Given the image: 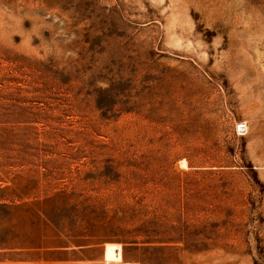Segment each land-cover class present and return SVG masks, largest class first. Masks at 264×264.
I'll use <instances>...</instances> for the list:
<instances>
[{
	"label": "rangeland",
	"instance_id": "rangeland-1",
	"mask_svg": "<svg viewBox=\"0 0 264 264\" xmlns=\"http://www.w3.org/2000/svg\"><path fill=\"white\" fill-rule=\"evenodd\" d=\"M0 264H264V0H0Z\"/></svg>",
	"mask_w": 264,
	"mask_h": 264
},
{
	"label": "bare ground",
	"instance_id": "bare-ground-1",
	"mask_svg": "<svg viewBox=\"0 0 264 264\" xmlns=\"http://www.w3.org/2000/svg\"><path fill=\"white\" fill-rule=\"evenodd\" d=\"M243 125H244V124H243ZM244 127H245V126H244ZM246 128H247V127H246ZM243 129H244V128H243ZM243 129H242V130H243ZM242 130H241V131H242ZM182 163H183V164H186V161L184 160Z\"/></svg>",
	"mask_w": 264,
	"mask_h": 264
},
{
	"label": "built area",
	"instance_id": "built-area-1",
	"mask_svg": "<svg viewBox=\"0 0 264 264\" xmlns=\"http://www.w3.org/2000/svg\"><path fill=\"white\" fill-rule=\"evenodd\" d=\"M241 126V125H240ZM243 126V128H244V125H242ZM243 128H240V130H242Z\"/></svg>",
	"mask_w": 264,
	"mask_h": 264
},
{
	"label": "water",
	"instance_id": "water-1",
	"mask_svg": "<svg viewBox=\"0 0 264 264\" xmlns=\"http://www.w3.org/2000/svg\"><path fill=\"white\" fill-rule=\"evenodd\" d=\"M240 128H243V126L241 125Z\"/></svg>",
	"mask_w": 264,
	"mask_h": 264
}]
</instances>
